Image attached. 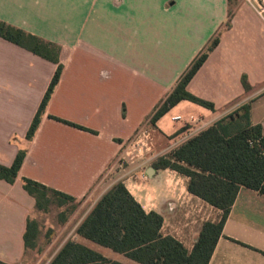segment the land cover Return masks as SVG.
I'll return each mask as SVG.
<instances>
[{
	"label": "crops",
	"instance_id": "obj_1",
	"mask_svg": "<svg viewBox=\"0 0 264 264\" xmlns=\"http://www.w3.org/2000/svg\"><path fill=\"white\" fill-rule=\"evenodd\" d=\"M0 20L59 45L63 65L40 126L28 140L58 65L0 37V165L10 167L26 152L15 183L0 181V262L41 264L52 252L44 263L49 264L75 242L108 260L140 264L77 233L118 182L147 213L163 217L165 236L192 251L204 223L220 221L223 212L190 194L187 177L153 164L245 104L251 105L252 124L264 125V21L255 9L229 0H0ZM219 32V45L187 87L214 110L182 102L171 118L183 120H172L180 122L174 128L162 127L161 120L152 124L155 90L162 91L163 102ZM172 65H177L173 81ZM143 131L152 136L153 151L125 157L123 166L119 159L126 146ZM150 167L156 171L152 178L146 174ZM24 179L86 207L67 214L56 231L52 226L46 252L38 258L24 237L28 221H38L42 212ZM41 239L40 234L38 250ZM209 264H264V195L240 189Z\"/></svg>",
	"mask_w": 264,
	"mask_h": 264
},
{
	"label": "trees",
	"instance_id": "obj_2",
	"mask_svg": "<svg viewBox=\"0 0 264 264\" xmlns=\"http://www.w3.org/2000/svg\"><path fill=\"white\" fill-rule=\"evenodd\" d=\"M0 37L58 65L28 132L27 139L32 140L63 72L61 47L1 20ZM220 38L219 32L194 59L172 92L156 108L151 117L152 124L182 102L214 110L213 103L194 96L187 87L217 48ZM242 83L246 90L250 89L246 76ZM25 157L26 152L20 151L12 166L0 165V181L15 183ZM153 166L156 170L171 169L187 177L190 194L223 212L220 221L204 223L192 251L176 238L165 236L162 233L163 217L156 212L147 213L123 182L112 186L97 202L79 226L78 235L140 264H209L240 189L244 187L264 195V125L252 124L251 105L245 104L174 152L159 157ZM24 189L35 199L36 208L45 213L50 212L53 205L63 207L76 202L73 197L31 179H24ZM71 213H61L59 222H66L67 214ZM40 234L39 222L30 219L24 237L26 248L37 249ZM49 264L122 263L108 260L82 244L68 242Z\"/></svg>",
	"mask_w": 264,
	"mask_h": 264
},
{
	"label": "rangeland",
	"instance_id": "obj_3",
	"mask_svg": "<svg viewBox=\"0 0 264 264\" xmlns=\"http://www.w3.org/2000/svg\"><path fill=\"white\" fill-rule=\"evenodd\" d=\"M230 4H233V5H237L239 2H245V0H229ZM229 22L226 23V26L228 25ZM194 61V60H193ZM177 65H172V68H171V74H170V77H171V81H173L174 77H175V74H174V71L176 69ZM128 76L124 75L123 76V84L126 86H130V82ZM177 82V81H176ZM175 82L172 83L171 85V88H174L175 87ZM125 88V87H124ZM162 94V91H158V90H155V102L157 101V105H156V108L158 106H160V104L162 102L159 103V98ZM165 98V97H164ZM188 105H191L192 107H196L197 109H203L201 107H198V106H195L193 104H189L187 103ZM179 110H174L172 109V111L170 113H168L165 117H163L161 119V126L162 127H165V128H174V126H176L177 124H179L180 122L176 123V122H173L172 121V115L176 114V113H180L178 112ZM151 139L153 140L152 136H151ZM146 143V142H145ZM145 146V144H144ZM135 155H137V153L135 154H132L131 157H129V159L131 160L133 157H135ZM123 166L127 163L126 160H123V161H119ZM82 204V202H74V203H69L68 205L66 206H63V207H58L57 205H53L50 209V212L48 213H45V212H42V216L41 217H37L38 221H39V224L40 226L42 227V232H41V244L40 246L42 248H39L36 249L37 251V256L36 258H38V256L44 254V252H46V248L48 247L49 245V241H50V231L52 229V226L55 228H57V226H60V222H59V215L65 211H72V213L70 215H73L74 212L76 211H82V210H85L86 207ZM35 220V219H33ZM56 231V229H55ZM113 253V252H112ZM50 254H52V252L47 255H45V257L42 258V263L41 264H44L46 259H48L50 257ZM44 256V255H43Z\"/></svg>",
	"mask_w": 264,
	"mask_h": 264
},
{
	"label": "built area",
	"instance_id": "obj_4",
	"mask_svg": "<svg viewBox=\"0 0 264 264\" xmlns=\"http://www.w3.org/2000/svg\"><path fill=\"white\" fill-rule=\"evenodd\" d=\"M245 2L251 5L260 16V18L264 21V0H245ZM172 120L181 121L183 119L182 116H175ZM152 151L153 143L151 135L148 131H143L136 137V139H134V141L126 146V150L120 157L119 161L125 160V157L129 158L132 154L135 153L144 157L146 156L147 152L151 153Z\"/></svg>",
	"mask_w": 264,
	"mask_h": 264
},
{
	"label": "water",
	"instance_id": "obj_5",
	"mask_svg": "<svg viewBox=\"0 0 264 264\" xmlns=\"http://www.w3.org/2000/svg\"><path fill=\"white\" fill-rule=\"evenodd\" d=\"M155 173H156V171H155V169H154L153 167H150V168L147 170V172H146V174H147L150 178H152V177L154 176Z\"/></svg>",
	"mask_w": 264,
	"mask_h": 264
}]
</instances>
